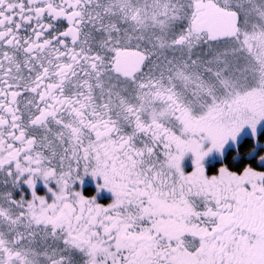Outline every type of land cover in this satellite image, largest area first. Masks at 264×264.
<instances>
[{"label":"snow or ice","instance_id":"snow-or-ice-1","mask_svg":"<svg viewBox=\"0 0 264 264\" xmlns=\"http://www.w3.org/2000/svg\"><path fill=\"white\" fill-rule=\"evenodd\" d=\"M0 264H264V0H0Z\"/></svg>","mask_w":264,"mask_h":264}]
</instances>
